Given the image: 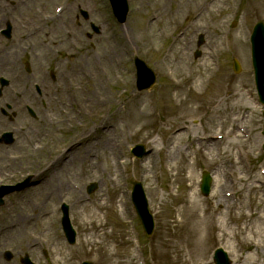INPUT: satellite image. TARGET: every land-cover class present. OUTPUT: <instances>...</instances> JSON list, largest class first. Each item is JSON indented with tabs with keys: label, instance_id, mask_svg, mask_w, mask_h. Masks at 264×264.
<instances>
[{
	"label": "rangeland",
	"instance_id": "374dc122",
	"mask_svg": "<svg viewBox=\"0 0 264 264\" xmlns=\"http://www.w3.org/2000/svg\"><path fill=\"white\" fill-rule=\"evenodd\" d=\"M71 1L59 0L54 7L66 3L68 6L66 11L68 12L72 8ZM127 1L129 14L124 24H119L116 21L108 0H91L89 5H77L73 12V25L81 33L82 44L79 46L82 47V52L86 51L95 55L107 41H120L123 32L128 31L132 35L131 50L123 54L119 77L108 85L109 92L115 96V100L106 104L103 112L107 115V122L113 123L116 114L121 112L119 110L124 108L123 111L127 112L134 106L130 103L128 107L130 99H143L145 102L144 109L149 114L147 126L139 131L126 128L123 124L117 128V133L122 142L120 151L127 163L121 169L113 189L114 192L103 179L107 175V172L102 171L103 166L96 176L87 177L89 163L86 161L75 165L73 172L76 186L81 187L82 197L88 206L96 205L101 193L105 195V206L99 221L83 224L78 217L79 209L74 205V196H64L61 200L56 201L53 208L54 213L49 222L52 238L50 240L43 238L37 243H28L26 239L20 237L0 238V264H20V258L26 253L29 254L35 264H80L83 260H91L95 264H184L183 259L189 256L188 253L192 249L195 254H199L196 257H201L205 253L208 264H214L212 256L217 247H223L229 252L233 264H254L256 255H260L258 251H254L260 237L249 232L238 236L233 235L243 226L244 223L241 220H227L226 228L222 222H218L216 229L211 231V236L199 239L198 245L194 247L196 238L184 233V227L189 224L178 213L181 199L188 192L187 181H172L176 177L174 176L176 173L178 177L184 176L190 170L189 164L184 165L182 162V157L177 158V167L171 175L163 167L162 157L158 153L153 155L156 170L154 169L149 177H142L137 166L152 154L150 141L154 138H158V144L162 146L161 142L164 137L174 132H180L186 127L191 128L196 136L207 133L218 124H222L223 131L228 130L230 126L223 124V116L219 120H213L212 115L215 108L212 103L213 97L221 96L220 91L226 93V96L233 92L243 93L246 94L249 105V118L245 123L235 122L232 128H238L241 125L249 132L247 135H250L252 143L247 144L248 154L243 155L245 157V159L243 158L244 166L247 168L243 175L251 181L257 180L256 184L260 185L262 190L260 191L261 195L254 197V199L264 202V176L260 172V169L264 168V150L262 148L264 143V106L258 101L253 81L249 42L254 24L258 20H264V0H227L223 7L230 9V14L222 17L219 30L216 31L212 26L210 13H204L203 22L196 24L193 17L198 12L190 5L182 7L181 11L175 15L176 4L174 0H164L167 3L166 11L169 14L164 16L156 11L160 0L154 4H150V0ZM142 3L151 6L138 12L137 8ZM4 8L8 14L7 18L2 20L0 18V28L5 27V23L9 21L13 32L10 40L0 35V45L7 52L17 53L13 54L16 62L13 75L0 74V76L10 79V85L0 97V102L5 100L8 102L5 105L11 104L14 112L17 111L19 114L14 115V121L10 123L6 116L1 114L7 125L1 126L0 130L3 128L18 129L15 130L17 142L19 145L23 144L20 149L13 144L5 149L6 153H3L5 159L13 154L21 156V160H18L17 166L14 168L0 167V172H12L4 180H1L0 184H10L15 183V180L22 181L29 177V174L34 172V165L41 164L45 159L56 155L61 149L68 150L70 148L72 131H70V126L62 121L63 116L59 113L56 115V113L60 104L64 105L67 112L74 113L77 99L80 97L79 93L81 92L85 97L87 95L85 90L90 87L91 81L80 69L81 66L86 65V58L85 60L79 59L78 48L68 49L60 45L57 42L59 39L54 38L48 31H46L48 36L41 35L39 37V40L45 41L43 46L39 48L29 46L35 42L36 37L29 36V32L24 30V23L22 20L19 21L18 12L14 9V1L7 2ZM81 9L88 12L89 20L84 19L80 12ZM0 17H2L1 13ZM89 21L100 27V34H95L91 30ZM131 21H134V24ZM149 22H153L151 25L153 32L146 33L143 28ZM161 28L163 30H160ZM160 32L161 36L155 37L152 41L151 34ZM199 35L204 36V43L200 47L197 46ZM218 39L221 43L216 48L215 41ZM19 45L20 47H16ZM210 49L214 52H211L213 59L211 72L213 74L210 80L205 81V87L202 85L204 94L195 95V92L190 89L193 85L192 78H189L192 70L189 68L175 69L169 64L186 56L187 63L194 70L204 73L202 63L210 56ZM197 50H200V55L195 57ZM135 56L143 59L156 73V83L150 90L138 91L136 88V69L133 64ZM233 58H237L241 64L239 73L233 70ZM27 65L31 67L30 73L26 71ZM173 70L174 75H172ZM71 71L75 74L73 78L69 79L68 74ZM51 72L56 75L55 81H52L49 76ZM18 75L25 78L19 84L16 82L20 79ZM78 76L82 77L81 81L77 80ZM34 83L43 87L44 94H46L44 83L49 85L48 91L50 93L46 97L47 108L45 109L41 107L42 99L35 92ZM75 85H82L84 89L76 94L74 92ZM20 89L26 91L22 94L18 93L21 91ZM11 93L17 95L14 100L8 98ZM67 95L72 98L69 99ZM192 95L196 98H193ZM20 101L24 104H20ZM148 102L150 106L146 104ZM188 103H191L189 107H192L194 112L186 108ZM25 105L37 112L39 117L37 119L31 117L24 109ZM178 116H182L183 120L177 118ZM50 121L58 129L56 138L41 139L40 144L43 149L35 151L33 146L36 145L28 144L26 137L33 129L42 127ZM93 121L94 117L92 116L79 120L81 123ZM179 121L182 124H179ZM95 135H104L102 128H98ZM184 142L191 145V150L195 151L197 144L193 142L191 134ZM137 143H143L147 148V153L141 158L130 153V149ZM26 152L31 154L29 159H23L24 156L27 157ZM188 161L191 163V168L196 176L195 191L202 204H208L213 187L208 196L202 195L200 192L201 173L208 171L215 181L217 174L213 171L214 167L208 166L195 153L191 154ZM28 163L32 164L31 167H28ZM178 167L181 170H177ZM135 181L142 183L149 209L154 216L155 229L150 237L145 236L131 200V189ZM90 183L96 184V190L91 194L87 192V186ZM34 185L36 182L30 181V185L25 190L6 196L5 203L0 206V218L6 216L8 210ZM171 186L172 191L170 190ZM212 186H214L213 181ZM151 188H157L159 192L160 200L157 207L150 201L149 189ZM122 195L128 203V214L123 213L118 202ZM63 202L69 205L71 222L77 233L74 245L67 242L62 231L60 220ZM247 208L251 209V206L248 205ZM102 223L106 224L107 233L104 236H91L89 232L91 228L99 230L97 225H102ZM262 225H256L260 231L263 228ZM85 227L88 228L87 231H85ZM224 230L227 232V237L223 236ZM56 240L63 244V248H59V254H56L52 248ZM263 243L264 239L260 245ZM5 250H10L13 253L12 260L7 261L4 258L3 252Z\"/></svg>",
	"mask_w": 264,
	"mask_h": 264
},
{
	"label": "bare ground",
	"instance_id": "6f19581e",
	"mask_svg": "<svg viewBox=\"0 0 264 264\" xmlns=\"http://www.w3.org/2000/svg\"><path fill=\"white\" fill-rule=\"evenodd\" d=\"M10 0H0V13L1 20L7 18V10L4 8ZM14 1L15 8L18 12L19 21L22 20L24 30L29 32V36L36 37L31 47H41L45 41L39 40L41 35L48 36L46 31L50 32L60 45L71 48H78V57L80 60H85L86 65L81 66V71L91 81L89 88L85 90L87 95L83 97L80 92L77 99V106L75 112H67L64 107L59 111L63 116V122L70 126V148L68 150L61 149L56 155L45 159L41 164L34 165V172L29 174L31 181L36 182V185L31 187L24 193L22 197L8 210V214L0 218V238L4 237H20L28 241V243H37L38 240L51 237V225L49 222L53 216V208L56 201L61 200L64 196L73 195L74 205L79 209L81 222L92 223L99 221L101 213L105 206V195L100 194L96 205L89 207L88 203L82 197L81 187L76 186V179L74 178L73 169L75 165L81 162H88L87 177L96 176L98 171L107 172L104 179L105 183L112 188V192L122 167L127 163V160L122 155L120 148L122 146L121 137L117 133V128L123 124L126 128H133L137 131L144 129L147 126L148 112L144 109L145 102L143 99L132 98L128 102L132 104L131 110L125 112L122 110L120 114H116L113 123L107 122V115L103 112L106 104L115 100V96L109 92L108 85L119 77L120 64L123 54L131 50L132 35L126 31L121 35L120 41H107L102 47L99 48L98 54H91L83 51L81 33L75 29L74 10L79 4L89 5L91 0H72V8L66 11L68 7L66 3L60 13H56L54 7L55 3L59 0H12ZM227 0H174L176 4L174 14L177 15L182 7L190 5L197 15L193 17L196 24H200L204 20V13H210L212 19V26L215 31L219 30V24L222 17L230 14V9L224 8L223 4ZM159 2L158 0H150V4ZM150 4H141L137 11L141 12L144 8L151 6ZM213 7V9H211ZM167 3L160 0L156 11L164 16L169 15L166 11ZM218 9V10H217ZM14 12V13H16ZM139 18V16H138ZM134 24V21H131ZM153 22H149L144 26L146 33L153 32ZM160 30H163L162 28ZM152 41L155 37L161 36L158 34H151ZM215 47H219L220 39L215 41ZM28 46V45H27ZM16 47H20L16 46ZM213 50L210 49V56L206 58L203 63L204 73L194 70L190 64L187 63V58L176 59L169 64L175 69H190L189 78H192L193 85L191 86L192 92L195 95L201 94L202 85L207 76L212 75L213 69ZM17 52H7L6 49L0 45V74L5 73L13 75V70L16 66L14 56ZM214 53V52H213ZM164 62V60H162ZM174 70L172 75H174ZM75 73L71 71L68 74L69 79L73 78ZM78 81L82 80L81 76L77 77ZM71 84V81H70ZM82 85H75L74 92L77 94ZM219 97L214 96L212 103L215 108L213 110V120H219L223 116L224 125H229L228 130L222 129V124L215 125L207 133L196 136L191 128L186 127L180 132H174L162 139V146L158 144L159 139L154 138L150 141L152 144V154L144 162L140 163L137 168L142 177L151 175L155 168V160L153 155L160 154L162 157L163 167L171 175L177 167V158L182 157V162L189 164L190 169L184 176L176 173L173 182L187 181V194L181 199V206L179 208V215L183 216V220L188 223L183 231L186 235L196 238L195 245H198V240L211 236V231L216 229L217 223L222 222L224 227H227V220L239 221L244 224L237 231L232 232L233 235L250 234L260 237L258 245L254 251H258L254 259V264H264V243L260 242L264 239V202L254 199L261 195V186L257 185L255 181L246 178L243 173L247 169L244 166L243 155H247V144L252 143L249 132L244 126L239 125L238 128H232L233 124L245 123L249 118V109L246 94L231 93L226 96V93L220 91ZM16 96L13 94V97ZM73 96V95H72ZM69 99L72 97L68 96ZM135 97V96H133ZM193 98H196L192 95ZM216 100V101H215ZM186 107L188 110L194 112L192 107ZM87 116L94 117L93 122L81 123L80 119ZM181 121L182 116H178ZM179 121V124L182 122ZM2 116H0V124L2 123ZM138 127V128H137ZM98 128H102L104 135H95ZM57 127L50 121L42 127L33 129L27 136L28 144H34L33 149H43L40 145L41 139H54L56 138ZM193 136V142L197 144L195 151L191 150V145H187L184 141L188 139V135ZM161 140V139H160ZM38 143V144H36ZM22 148L23 144L17 146ZM221 152L219 153V151ZM4 149L0 150V167H10L11 169L17 166L18 160H21L19 154L9 155L5 159L3 153ZM197 154L198 157L208 166L214 167V173L217 178L214 182L213 191L210 195L208 204H204L198 197L195 191V172L191 168V163L188 158L191 154ZM27 157L31 156L26 152ZM152 156V157H151ZM28 163V167H31ZM179 167L177 168V170ZM244 169V170H243ZM181 170V169H179ZM14 171V170H13ZM264 176V168L260 169ZM4 175L0 172V178ZM172 191V186L170 188ZM149 196L151 203L157 207L159 199V192L157 188L149 189ZM163 196V194H162ZM161 196V197H162ZM119 204L124 214L129 213V207L124 196L119 197ZM248 202V203H247ZM210 203V204H209ZM250 205L251 209H246ZM245 210H247L245 212ZM254 224V225H252ZM263 224L262 230L256 225ZM105 225H97L99 230L91 228L89 231L91 236H104L107 232ZM88 228L85 227V231ZM229 230V229H228ZM224 237H227V232L224 230ZM250 236V235H248ZM245 240V238H244ZM47 242V240H46ZM52 245L53 251L59 254L60 249L63 248L61 241H54ZM249 248V246H248ZM189 256L183 259L184 264H208L205 259V253L201 257H196L198 253H194L193 249L189 251Z\"/></svg>",
	"mask_w": 264,
	"mask_h": 264
},
{
	"label": "water",
	"instance_id": "95a60500",
	"mask_svg": "<svg viewBox=\"0 0 264 264\" xmlns=\"http://www.w3.org/2000/svg\"><path fill=\"white\" fill-rule=\"evenodd\" d=\"M115 9L117 14H120V7L118 5V0H115ZM125 13V12H124ZM264 44V25L263 23H259L258 26L255 28V32L252 35V55H253V63H254V68H255V78H256V83H257V88H258V92H259V96L262 102H264V57L261 56V58L258 55V51H259V47H260V43ZM139 67H140V74H139V78H140V86L142 87H149L153 84L155 77L153 75V73L144 65V63L138 61ZM135 152L138 155H141L143 153V147L142 146H138L137 149L135 150ZM209 178H207V176L204 177V181H203V185H202V189L204 191V193H208L209 191ZM93 189L90 188V191ZM136 204L139 207V196L136 193ZM65 211H67V208H65ZM144 224L146 226V231L148 234L151 233L152 230V222L147 223V221L144 219ZM63 225L65 228V231L69 237V240L71 242H74V238H75V233L73 232L71 225L69 224V219H68V214L67 212H65L64 214V218H63ZM216 261L217 264H229V260L227 259V257L225 255H223L221 252H217V256H216ZM25 262L27 264H30L28 262V260H25ZM83 264H91L89 262H84Z\"/></svg>",
	"mask_w": 264,
	"mask_h": 264
}]
</instances>
